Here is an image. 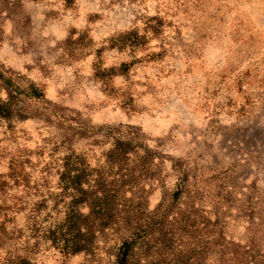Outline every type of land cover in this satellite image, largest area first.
I'll list each match as a JSON object with an SVG mask.
<instances>
[{
  "label": "rangeland",
  "instance_id": "obj_1",
  "mask_svg": "<svg viewBox=\"0 0 264 264\" xmlns=\"http://www.w3.org/2000/svg\"><path fill=\"white\" fill-rule=\"evenodd\" d=\"M130 31L142 45L120 44ZM0 70L19 92L0 121V264H115L111 230L72 255L31 234L73 151L90 178L131 180L138 264H264V0H0ZM117 128L141 146L126 170L107 158Z\"/></svg>",
  "mask_w": 264,
  "mask_h": 264
},
{
  "label": "trees",
  "instance_id": "obj_2",
  "mask_svg": "<svg viewBox=\"0 0 264 264\" xmlns=\"http://www.w3.org/2000/svg\"><path fill=\"white\" fill-rule=\"evenodd\" d=\"M142 39L137 32L130 31L121 38L120 44L134 48L143 44ZM1 81L8 86V100L0 97V121L12 117V99L15 98L14 94L19 93L10 87V79L5 78L0 70ZM109 135L114 139V143L107 153V158L110 162L117 163L118 169L124 168L131 154L138 153L141 146L121 128L112 129ZM148 152L150 151L145 150V153ZM59 168V184L64 196L57 200L52 210L45 212L44 216L42 209L46 207V201L37 205L29 225L31 234L39 239L51 241L63 254L72 255L93 251L95 239L105 231L111 230L117 234L120 243L115 264H138L136 249L144 245L146 235L142 236L143 224L135 221L133 225L132 218L128 216V205L119 202L123 186L131 180L122 179L120 183V179H116L108 182V176L102 174L97 178H90L89 166L85 164L83 156L74 151L61 159ZM125 175L126 173L123 176ZM184 185L185 180L182 179L178 191H184ZM81 206H87L89 212H83ZM124 214L125 216H121ZM117 216L123 217V220L118 221ZM212 242L215 246L219 244L223 250L227 247L220 243L217 237ZM236 252L232 251L230 263L243 262L242 256Z\"/></svg>",
  "mask_w": 264,
  "mask_h": 264
}]
</instances>
